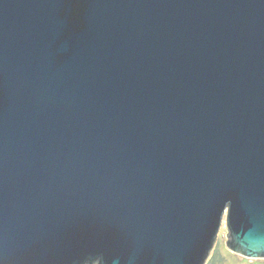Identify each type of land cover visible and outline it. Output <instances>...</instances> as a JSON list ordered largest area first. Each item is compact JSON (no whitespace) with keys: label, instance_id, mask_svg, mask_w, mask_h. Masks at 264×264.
Here are the masks:
<instances>
[{"label":"water","instance_id":"obj_1","mask_svg":"<svg viewBox=\"0 0 264 264\" xmlns=\"http://www.w3.org/2000/svg\"><path fill=\"white\" fill-rule=\"evenodd\" d=\"M264 259V0H0V264Z\"/></svg>","mask_w":264,"mask_h":264},{"label":"rangeland","instance_id":"obj_2","mask_svg":"<svg viewBox=\"0 0 264 264\" xmlns=\"http://www.w3.org/2000/svg\"><path fill=\"white\" fill-rule=\"evenodd\" d=\"M225 216L226 215L224 214L220 230L216 237L214 249L211 252V255L212 253H216L217 264H264V259H246L237 254L231 253L226 248L225 242L227 239L225 235L227 234V231L225 227Z\"/></svg>","mask_w":264,"mask_h":264},{"label":"trees","instance_id":"obj_3","mask_svg":"<svg viewBox=\"0 0 264 264\" xmlns=\"http://www.w3.org/2000/svg\"><path fill=\"white\" fill-rule=\"evenodd\" d=\"M216 253H212L206 264H217Z\"/></svg>","mask_w":264,"mask_h":264}]
</instances>
